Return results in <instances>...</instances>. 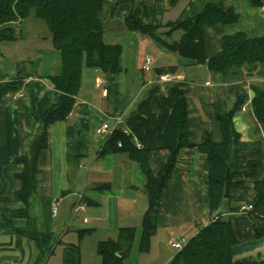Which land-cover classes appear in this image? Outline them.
<instances>
[{
  "label": "crops",
  "instance_id": "obj_1",
  "mask_svg": "<svg viewBox=\"0 0 264 264\" xmlns=\"http://www.w3.org/2000/svg\"><path fill=\"white\" fill-rule=\"evenodd\" d=\"M154 1L153 25L160 30L180 18L191 0H187L182 9L179 7L180 12L172 20H165L163 14L166 11L165 1L168 0ZM176 1L169 0V4L176 8ZM223 1L233 8L239 18L233 25H217L205 30L204 51L207 58L220 53L225 35L238 32L264 35V16L260 8L252 7L250 0ZM122 2L119 16L117 8L111 12L113 6H109L106 20L116 18L124 22L133 1ZM38 21L41 20L28 18L22 24L12 23L13 40L0 43V83L19 75L24 78L26 86L19 92L7 94L0 102V264H102L96 252L97 244L116 240L121 229H134L133 247L138 230L141 235L140 224L146 199L143 193L145 179L139 166L126 153L100 154L107 137L97 135L96 129L107 121V117L115 114L125 119L143 97L145 86L154 84L155 76L146 77L141 70L145 56L140 58L141 54H137L140 63L134 75L139 71L140 81L125 80L121 88L120 81L125 72L120 74L117 78L118 96L112 102L106 96L103 76L98 71L82 67L80 89L71 113L65 120L48 127L47 147L40 152L36 163L38 187L26 206L16 195L22 187L17 175L23 171V166L15 163V159L29 155L38 133L39 123L33 118L32 111L42 113L56 104L60 97L47 79L58 73L59 55L52 48L51 40L48 43L43 31H38V26L46 27L43 21ZM238 24L240 27H236ZM112 39H106L104 31V42L116 43ZM27 40L32 47L29 54L16 45ZM170 61L163 60V64L155 59L152 70L175 66L177 72L174 77L185 83L188 139L191 144L202 143L206 132L216 142L221 141L211 107L216 99L224 101L226 110L233 107L236 98L244 100L241 109L234 115V128L241 142L247 145L257 142L259 153L253 154L247 149L236 154L233 162L236 167H244L249 161L258 159L260 167L254 178L242 174L233 178V182H239L244 187H232L230 198L221 203L218 212L231 224L237 240L231 249L233 260H264V221L238 214L239 209L249 205L254 198L252 184L264 177V124L257 121L250 105L253 98L251 86L264 84V69L257 65L245 67L239 77L226 80L215 76L212 79L206 69V78L202 83L186 82L179 71L181 62ZM188 65L192 68L195 64ZM203 66L195 65L193 70L197 72V68ZM167 158L168 152L164 150L148 154V165L153 175L162 170ZM207 174L206 155L196 146L178 152L165 199L157 210L156 234L151 238L150 246L162 232L167 235L166 243L169 245L175 241L187 242V234L192 238L200 228L211 222ZM54 203L55 215L52 212ZM77 205H82L83 209L75 212ZM231 205H236L238 209L231 211ZM16 212L22 215H13ZM83 230L86 232L81 234ZM41 232L54 237L51 251L43 258L38 254L35 241L27 236V233ZM171 259L170 256L164 258L160 264Z\"/></svg>",
  "mask_w": 264,
  "mask_h": 264
},
{
  "label": "trees",
  "instance_id": "obj_2",
  "mask_svg": "<svg viewBox=\"0 0 264 264\" xmlns=\"http://www.w3.org/2000/svg\"><path fill=\"white\" fill-rule=\"evenodd\" d=\"M130 12L124 19L123 28L128 32L139 33L159 41L169 51L186 59L190 64L204 65L210 75L222 80L239 77L245 67L257 65L264 69V35L238 32L222 38L221 51L217 56L207 58L204 51L205 30L217 25L229 26L238 21V15L223 0H191L176 21L164 25L166 30L158 34L153 25L154 0H132ZM175 2L176 0H172ZM252 7L258 9L264 0H250ZM115 8L112 7L111 12ZM109 13L106 0H0V43L13 40L10 25L22 24L28 18L41 20L50 34L52 48L59 55V70L47 79L59 94L56 104L50 105L42 113L32 111L39 123L29 155L17 157L15 163L23 166L17 175L21 190L17 197L27 206L29 198L37 190L36 163L40 152L47 147L48 127L65 120L71 113L80 89L81 71L85 66L98 71L106 82V96L114 102L118 96L117 78L124 72L121 64L122 47L106 44L103 40L105 19ZM181 31L178 41L167 43L161 35ZM175 66L155 68V79L163 74H174ZM24 78L17 75L11 81L0 83V102L9 93L19 92ZM29 92L31 89L28 88ZM253 98L250 105L261 124H264V84L251 86ZM244 100L236 98L230 110L225 103L216 99L211 105L213 118L218 124L221 141L216 142L209 132L204 141L193 145L188 139V109L186 85L173 82L164 85L154 83L124 119V126L117 127L107 137L100 154L126 153L135 162L145 179L143 193L146 209L141 219V235L138 243L139 253H148L151 238L156 234V214L160 203L165 199L168 181L176 164L178 152L183 148L196 146L206 155L208 163V201L211 222L200 228L184 247L175 253L168 264H264L258 262H237L231 254L237 243L231 224L218 212L221 203L230 198L232 187H244L233 182L236 175L247 178L256 177L260 160L249 161L244 167L234 165L236 154L248 149L259 153V144L247 145L241 142L236 132L233 118ZM124 128L126 132L124 131ZM164 150L168 158L157 174L153 175L148 165V154ZM254 198L246 213L264 221V177L252 184ZM238 207L230 206L231 211ZM13 215H22L16 212ZM86 231H80L81 234ZM259 234V232H258ZM36 243L38 254L43 258L51 251L54 237L48 233H27ZM134 238V229H121L116 240L97 244L96 252L102 264H122L129 256Z\"/></svg>",
  "mask_w": 264,
  "mask_h": 264
},
{
  "label": "rangeland",
  "instance_id": "obj_3",
  "mask_svg": "<svg viewBox=\"0 0 264 264\" xmlns=\"http://www.w3.org/2000/svg\"><path fill=\"white\" fill-rule=\"evenodd\" d=\"M121 1V2H119ZM123 0H113L111 3H108V8L109 6H116L115 8H117L116 13L119 16V7L122 5ZM127 1V0H126ZM148 1V0H147ZM187 2V0H179L176 1V8H173L171 6V4H169V0L165 1V10L164 11V16L165 20H172L173 16L178 14L180 12V8L182 9V7L185 5V3ZM179 9V10H178ZM117 15H115L116 17ZM107 19V18H106ZM105 19V27H104V31H105V37L106 39H111L114 38L112 40H115L116 43L114 44H118L122 47V67L125 69L124 70V74L121 78L120 81V85L121 88L124 86L125 84V80H129V79H137V81H140V77L141 75L139 74V71L136 73V76L134 75V71L138 70V66L140 63V59L139 57H137V54H141V56H145L144 59L146 57H148L151 60V63H153V60H157L158 62H162L163 60H168L169 62L171 59H175L177 61H180L181 64H179V71L181 74H183L186 78V82H189L190 80L202 83L206 77V68L205 66L203 67H198L197 68V72H195V68H193L195 65L191 66L192 68H190V65L187 66V64L189 63V61H187L186 59L180 58L179 56H177L176 54H174L173 52L164 49L163 44H161L159 41H156L150 37L147 36H143L139 33H135V32H128L127 30H125L123 28V23L119 22L116 18L112 21H110L109 19L106 20ZM38 23H42L41 21H38ZM236 27H240V24H238ZM38 31L42 32L44 36L47 38L48 43L50 42V34L48 32V30L46 29V27L43 26L40 27L38 26ZM164 31V29H160L158 30V34H161ZM229 30H227L226 32H228ZM181 35V31L177 30L172 32V34L167 37L165 35H161L160 39L167 42V43H172L173 41H176L179 39ZM146 41V42H145ZM18 46V48H22L25 50L26 53H30V48L31 45L29 44V40L23 42V43H18L16 44ZM15 53H13L14 55ZM164 64V62H162ZM186 64V66H185ZM209 73V72H208ZM153 70H151L149 73H146V77H153ZM212 79H215L214 76L211 75ZM221 79V78H220ZM145 91L144 94L146 93V91L149 89V85L145 86ZM99 93V92H98ZM139 237H140V230H138L137 235H136V239L134 241L133 247L129 253V256L126 257L123 261L122 264H160L162 262V260L164 258L167 257H173L175 255V253L177 252V250L173 249L171 247V245L166 243V239H167V235L162 232L159 234V236H157L154 240H152L151 242V246H150V250L148 253H139L138 252V243H139ZM190 235H186L185 237V241L189 240ZM169 262V261H168ZM168 262H166L165 264H167Z\"/></svg>",
  "mask_w": 264,
  "mask_h": 264
},
{
  "label": "built area",
  "instance_id": "obj_4",
  "mask_svg": "<svg viewBox=\"0 0 264 264\" xmlns=\"http://www.w3.org/2000/svg\"><path fill=\"white\" fill-rule=\"evenodd\" d=\"M108 3H111L112 0H106ZM260 12L261 14L264 16V6H262L260 8ZM142 72L144 73H148L152 70V63L151 60L146 57L144 59L142 68H141ZM30 80V79H28ZM173 82H181L178 78H175L173 75L171 74H163L160 75L158 78L155 79L154 83L160 84V85H164V84H168V83H173ZM107 121L106 122H102L101 125L96 129V134L99 136H105L108 137L113 131L114 129H116L117 127H123L124 126V119L122 118V116L115 114L111 117H107L106 118ZM110 122V123H109ZM124 131L126 132L125 128ZM56 204H53V209L52 212L55 215L56 213ZM83 206L82 205H77L75 207V212H78L79 210H82ZM252 209L251 205H247V206H243L239 209L238 214L239 215H244L246 214L248 211H250ZM84 222H86V219H83ZM186 244V242H181V241H175L171 243V247L175 250L180 251L184 245ZM15 264V263H13Z\"/></svg>",
  "mask_w": 264,
  "mask_h": 264
}]
</instances>
